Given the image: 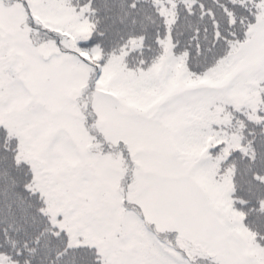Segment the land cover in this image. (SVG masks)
<instances>
[{"label": "snow or ice", "instance_id": "1", "mask_svg": "<svg viewBox=\"0 0 264 264\" xmlns=\"http://www.w3.org/2000/svg\"><path fill=\"white\" fill-rule=\"evenodd\" d=\"M0 264H264V0H0Z\"/></svg>", "mask_w": 264, "mask_h": 264}]
</instances>
